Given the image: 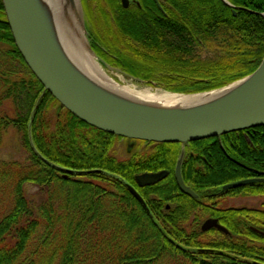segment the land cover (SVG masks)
<instances>
[{
  "label": "trees",
  "instance_id": "trees-1",
  "mask_svg": "<svg viewBox=\"0 0 264 264\" xmlns=\"http://www.w3.org/2000/svg\"><path fill=\"white\" fill-rule=\"evenodd\" d=\"M227 1L244 8L234 15L222 0H169L167 18L140 17L159 12L156 6L117 13L101 36L113 67L184 94L252 73L264 56V16L250 9L264 13V4ZM5 99L13 114L0 111V140L7 126L15 127L29 157L0 158V264H264V212L217 206L221 195L246 194L252 187L221 189L254 175L233 160L247 163L244 137L228 132L186 143L133 140L141 149L118 159L111 148L120 136L80 120L32 74L0 0V103ZM181 153V175L195 198L176 183ZM251 157L250 165L262 167L264 151ZM220 163L228 168H218ZM160 170L167 176L151 185L140 187L134 180ZM28 182L44 193L38 202L26 195ZM207 217H216L228 234L201 231Z\"/></svg>",
  "mask_w": 264,
  "mask_h": 264
},
{
  "label": "water",
  "instance_id": "water-1",
  "mask_svg": "<svg viewBox=\"0 0 264 264\" xmlns=\"http://www.w3.org/2000/svg\"><path fill=\"white\" fill-rule=\"evenodd\" d=\"M77 2L88 50L99 68L115 80L96 60L100 61V58L90 46L81 2ZM223 2L233 7L227 0ZM2 3L14 43L32 74L65 109L90 126L131 140L186 143L264 125V56L252 73L223 87L197 93H171L196 96L195 101L166 107L145 105L111 94L87 78L68 60L41 0H2ZM158 6L160 7L159 4ZM260 14L264 16L263 12ZM105 67L121 72L106 63ZM130 147L129 144L127 149ZM181 161L182 153L174 169L177 186L182 193L195 198L197 194L183 181ZM62 170L71 172L69 169ZM167 174V170L142 172L135 175L134 180L138 186L151 185ZM252 181L245 179L228 183L221 189ZM126 187L146 206L142 196L132 185L126 184ZM212 228L225 234L229 232L213 217L204 219L200 225L203 232ZM261 234L264 235V232ZM253 264L263 263L254 261Z\"/></svg>",
  "mask_w": 264,
  "mask_h": 264
},
{
  "label": "flooded vegetation",
  "instance_id": "flooded-vegetation-1",
  "mask_svg": "<svg viewBox=\"0 0 264 264\" xmlns=\"http://www.w3.org/2000/svg\"><path fill=\"white\" fill-rule=\"evenodd\" d=\"M85 2L89 8V12L92 20L90 30L87 29L90 44L93 50L96 52V54L100 57L99 63L103 67H105V63L107 65H112V62L110 57L111 54L110 49L106 47V44L104 43L105 40L101 38V36H105L107 31H109L106 29V26H110L112 24V21L115 20L117 13H120L123 10L126 11L127 13H130L135 10H141V9L144 10V8L147 10L152 9L154 11L153 6H156L159 12L157 13L152 12V14L145 13L140 17H144V18L156 17L157 19L170 17V13L167 12L170 6L169 0H85ZM249 2L250 3L253 2L254 4L256 3L264 4V0H250ZM158 4L160 5V7L158 6ZM232 5L233 7L231 6L230 7L234 15L236 14L237 10L244 8L243 6L240 5H234V4ZM250 10L261 12L260 10L258 11L257 7ZM136 14L138 15L139 13ZM128 16L132 17V14H129ZM232 134H234V137H239L240 134L244 137L245 139L244 154H246V156L242 158L245 161H247V163L241 162L239 159L235 158V156H233V160L235 161V163L237 162L239 165L247 168L249 170V173L254 169L253 171L254 175L246 176L230 183L249 179L253 181L243 185L249 184L252 187L246 192V194L231 192L229 194L221 195L217 206L223 208H243L247 211L264 212V159L260 161L262 163V167L256 168L250 165L251 161H249L248 158L251 157L253 153L264 151V125L250 126V127L238 129L232 131ZM122 139L131 141V139H127V138H122ZM132 144L134 143L132 142ZM236 146H237L236 143L232 142L231 147L233 148V152L234 154H238L236 156L239 157L243 152L239 151ZM240 186L231 187L228 189H234ZM216 192L217 191H215V193ZM228 197H232L235 199L245 198L250 203L251 201L254 202L258 200L259 203L256 204L249 203L241 206H222V202L224 201V199Z\"/></svg>",
  "mask_w": 264,
  "mask_h": 264
},
{
  "label": "bare ground",
  "instance_id": "bare-ground-1",
  "mask_svg": "<svg viewBox=\"0 0 264 264\" xmlns=\"http://www.w3.org/2000/svg\"><path fill=\"white\" fill-rule=\"evenodd\" d=\"M41 2L48 12L56 37L68 60L98 86L122 99L151 106H178L197 99L196 96H182L162 90L152 91L149 88L137 89L116 82L99 68L88 50L80 23L77 0H41Z\"/></svg>",
  "mask_w": 264,
  "mask_h": 264
},
{
  "label": "rangeland",
  "instance_id": "rangeland-1",
  "mask_svg": "<svg viewBox=\"0 0 264 264\" xmlns=\"http://www.w3.org/2000/svg\"><path fill=\"white\" fill-rule=\"evenodd\" d=\"M81 2V8L84 15V22L86 25V28L90 30L91 26V15L89 12V8L85 2V0H80ZM98 62L99 60L96 59ZM102 66V65H101ZM104 70L113 78H115L116 82H119L124 85H129L137 89H144L149 88L152 91L156 90H162L165 92H168L161 87L155 86V85H149L146 84L144 81H136L128 76H125L124 74L120 73L117 70L103 67ZM172 93V92H169ZM13 105L10 100L5 99L0 103V111L8 113L10 115L13 114L12 111ZM56 110V107H52L50 110H48L49 116L52 118L54 115V111ZM131 145L130 149L128 150V145ZM135 149H141L139 146H135L132 144V141H127L122 138H116L113 142L111 153L115 155L118 159H125L127 158L132 152H134ZM29 157L28 150L23 146V139L22 134L18 130H16L13 126H7L3 130V134L1 136L0 140V158L4 160H17L20 162H27ZM220 169H227L228 166H225L223 163H220L218 166ZM26 195L31 196L34 198L36 202H38L43 196L44 193L41 192V189L37 185H33L31 183H26ZM250 202L245 198H232L228 197L224 199L222 202V206H241L244 204H249ZM259 203L258 200L252 202L250 204H256ZM205 219V218H204ZM203 221V220H202Z\"/></svg>",
  "mask_w": 264,
  "mask_h": 264
}]
</instances>
